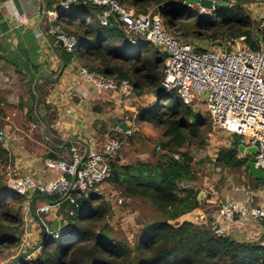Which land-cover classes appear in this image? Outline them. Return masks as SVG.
Masks as SVG:
<instances>
[{"label": "trees", "instance_id": "16d2710c", "mask_svg": "<svg viewBox=\"0 0 264 264\" xmlns=\"http://www.w3.org/2000/svg\"><path fill=\"white\" fill-rule=\"evenodd\" d=\"M45 2L50 9L57 3L52 0ZM118 2L131 8L136 15L152 11L158 13L165 31L182 43H212L246 36L251 50L258 52L257 39L261 36L264 40V29L260 31L237 3L218 8L211 20L209 13L212 12L202 13L196 6L183 7V0ZM102 12L103 9L96 5L79 2L65 12V18L64 14L56 15L50 21L54 28L74 38L76 45L71 52L61 46L56 34L46 33V36L55 45L63 65L73 61L77 67L102 79L112 80L117 86L128 81L131 95L152 98L151 103L137 112L136 122L161 131L157 146L162 153L153 152L152 162L127 165H117L112 158L111 176L105 182L117 188L124 199L146 202L156 215L141 223L142 228L138 230L134 243L130 244L116 238L109 228L106 218L112 206L98 192L75 197L77 207L68 199L61 201L62 197L45 198L58 204V215L66 222V231L59 237L56 233H48L35 256L24 258L19 263L264 264V232L260 240L238 241L225 233L216 234L211 229L209 217H202L205 215V200H197L200 191L192 186L196 178L191 152L207 146L214 130L210 118L185 104L176 92L160 91L164 68L160 48L127 32L115 16L109 18L108 26L103 27L98 19ZM195 49L203 52L197 46ZM40 91L39 88L28 91V116L43 128L45 124L49 131L50 123L35 111ZM42 105L41 100L39 107ZM240 143V138H235L230 148L219 149L214 163L230 170L245 169L249 158L237 159ZM6 156L7 151L1 148L0 143V160ZM49 156L51 160L57 159ZM34 195L41 197L37 193ZM30 199L34 197L20 194L0 183V264L11 263L21 253L19 247L25 238L23 229L27 209L38 222L39 242L44 237L46 224L41 221V214L33 208Z\"/></svg>", "mask_w": 264, "mask_h": 264}, {"label": "built area", "instance_id": "2783aa9c", "mask_svg": "<svg viewBox=\"0 0 264 264\" xmlns=\"http://www.w3.org/2000/svg\"><path fill=\"white\" fill-rule=\"evenodd\" d=\"M91 3L103 9L98 16L103 27L108 26L109 18L116 17L121 26L136 38L151 43L166 52L164 59L161 85L166 92H176L185 104L197 99L204 102L213 127L225 134L240 138V144L255 147L253 162L264 174V40L259 36L257 43L259 51L254 52L246 43V36L226 38L223 42L224 51H203L197 53L195 46L177 41L164 29L162 18L158 13L149 12L146 15H136L133 10L118 0H60L56 8L46 12L49 21L56 15H63L76 3ZM199 5H190L188 7ZM214 12L218 8H213ZM202 13L210 12L200 8ZM16 25L22 26L27 22L23 16H16ZM258 29H264V13L258 22ZM49 34H56L67 52H71L76 45L73 37L52 27ZM41 37V32H35ZM218 42L219 40H215ZM134 43V42H133ZM222 44V43H221ZM84 80L94 84L98 90L119 89L123 94L130 93L128 81H122L118 86L112 80L102 79L80 68ZM206 95L203 100L202 96ZM128 130L122 132L124 138L131 136L134 118L123 120ZM1 135V132H0ZM92 145V140L89 141ZM122 141L110 138L102 151L90 147L85 159H82L75 148L71 150V160H47L46 166L59 172L55 181L36 183L30 177H24L12 182L11 187L20 194L37 193L44 198L64 197L69 203L77 207L75 197L97 192V187L111 176L110 160L120 150ZM157 150L159 147L157 146ZM245 156H248L245 153ZM177 158V157H176ZM74 182L72 179L74 178ZM237 190V189H236ZM121 203V200H118ZM252 198L247 195L244 202L226 199L221 202L217 211L216 223L212 224V231L216 234L225 232L231 222L255 221L264 229V208L251 206ZM50 205L39 209L40 214L51 211ZM66 231L63 227L56 237ZM29 241L25 236L19 251ZM264 246V240L262 241Z\"/></svg>", "mask_w": 264, "mask_h": 264}, {"label": "crops", "instance_id": "0c3cea01", "mask_svg": "<svg viewBox=\"0 0 264 264\" xmlns=\"http://www.w3.org/2000/svg\"><path fill=\"white\" fill-rule=\"evenodd\" d=\"M55 2L58 3L59 1ZM57 3L52 4L50 9L45 0H0V108L5 113H0V132L3 135L2 122H14V114H11V110H14L20 101L23 102V111L26 110L28 113L27 104L30 99L28 91L29 89L35 91L39 88L43 104L51 106L54 117V119H50L46 114H42L49 123L54 120V140L47 139L50 148L48 154L57 158L54 160L69 162L72 148H75L78 155L83 159L90 147L95 149L98 146L97 150L101 152L110 138L122 141L118 136L123 137V133L114 126L116 121L123 122L126 117L134 118L131 131L132 134L136 132L138 129L135 123L137 110L130 103L133 100L131 93L123 94L119 89L98 90L94 84L83 79L80 68L76 66L75 62L72 61L68 65H63L55 50V45L46 36V33L53 26L45 15L46 12L54 10ZM235 3L239 4L250 19L258 25L264 13V0H237L230 6ZM16 16L25 17L27 22L22 26H17ZM35 32H41L42 36H36ZM40 76H46L50 80L58 79L55 82H50L40 78ZM45 85L51 87L48 91L50 92L48 99L42 92ZM18 117L21 118V115ZM51 122L53 124V121ZM111 134L114 135L111 137ZM90 140L94 143L93 145L89 143ZM225 146L230 148L232 141L227 142ZM23 156L28 158L25 170L28 173L22 174L18 180L30 177L36 183L42 184L58 179L59 172L48 168L45 164L51 158L38 159L36 154L33 156V154L26 152ZM246 158L249 157L246 156ZM31 168L36 170V173L29 174ZM244 170L246 171V169ZM248 177L251 178L249 175ZM251 179L253 180V178ZM257 186L255 183L250 189L235 186L222 194V200H219L220 198L217 196H210V198L204 196L206 209L205 215L202 217H209L214 224L222 201L231 199L244 202L247 195L252 198L251 206L263 209L264 185ZM27 194L41 201L36 208L37 212L47 205L45 198L37 197L33 192ZM34 199H30L32 204ZM51 207L49 213H54L51 218V221H54L53 225L49 224L47 225L49 227L46 225L44 227L47 228V234L48 231L57 234L65 227L66 222L56 214L59 208L58 204L54 202V206ZM27 211L24 217L23 233L29 237V241L24 249L19 251L21 253L35 247L39 243L40 237L35 232V226L38 222L31 217L30 210L27 209ZM49 213L41 215H48ZM263 232L264 229L259 223L245 221L231 222L226 226L224 233L238 241H257L260 240ZM31 242H34L33 246Z\"/></svg>", "mask_w": 264, "mask_h": 264}, {"label": "rangeland", "instance_id": "374dc122", "mask_svg": "<svg viewBox=\"0 0 264 264\" xmlns=\"http://www.w3.org/2000/svg\"><path fill=\"white\" fill-rule=\"evenodd\" d=\"M209 14L211 15L210 19L213 20L214 14ZM65 17L66 13L64 14V18ZM217 50H226L225 44L222 42L220 46L210 48V51ZM130 78L132 81L133 77L130 76ZM50 88L51 87L48 85H45L42 91L43 94L46 95V99H48V94H50V92H48ZM132 97L133 100H131L130 103L135 107L137 112L153 101L150 96L140 94H134ZM41 100L40 97V101ZM22 105L23 102L20 101L14 110H11V114H14V122L1 123V129L4 133L0 136V143L1 148L7 151V156L0 160V183L9 187H11L10 185L12 182H17L22 174L28 173L25 171L28 158L23 156L24 153H31L33 156L36 154L38 159L47 158L49 155L48 151L50 150L47 144V139L54 140V120H51L53 121V124L50 121V125L52 126L51 129L49 131L47 129L45 135H43V125L31 121L27 111H23L24 108H22ZM190 105L194 106V110L199 112L202 116H208L204 102L201 100L197 99ZM35 111H39L41 114H46L50 119H54L50 105L47 106L46 104L39 107L38 104L37 109L35 105ZM0 113L5 114L4 110L1 108ZM20 115L21 118L18 117ZM135 123L138 129L130 137L125 139L124 135L123 137L118 136L122 139V145L112 160L117 165L134 164L136 162H152L153 152L156 154L162 153L161 149L157 150L158 140L161 139V131L147 125L146 123ZM105 128L108 129L106 126ZM113 135L114 134H111L110 136L112 137ZM235 138L239 137L225 134L214 128L207 146L204 149H194L191 152L193 157L192 170L194 171L196 178L195 183H193L192 186L199 190L203 196L208 198H210V196H217L220 198L219 200H222V194L231 188L237 186L250 189L252 188V184L255 183L248 177L247 172L244 169L230 170L227 168H220L214 163L218 150L221 148H227L225 146L227 142L233 141ZM249 160H253V156H249ZM35 171L36 170L31 168L29 174H34L36 173ZM257 181H259L257 184L258 187L264 185V180ZM99 187L98 194H100L104 200L109 201L112 206L111 212L107 215L106 223L116 238L127 240L130 244H133L138 234V230L142 228L141 223L147 221L151 216L154 217L156 213H154L153 208L149 204L142 200L124 199L121 196L120 191L107 182L102 183V185L100 184ZM118 200H121V203H118ZM33 202V208L36 209L41 201H38L35 198ZM203 206H205V204ZM58 212L59 210L56 214H58ZM53 214L54 213L52 212L48 215H41V221L45 222L46 225H53L54 221H51ZM61 214L63 216V213ZM35 232L40 235L38 224L35 226ZM48 233L50 234L52 232L48 231ZM31 244L33 246L34 242H31ZM20 261H22V259ZM19 262L18 264H21Z\"/></svg>", "mask_w": 264, "mask_h": 264}, {"label": "water", "instance_id": "95a60500", "mask_svg": "<svg viewBox=\"0 0 264 264\" xmlns=\"http://www.w3.org/2000/svg\"><path fill=\"white\" fill-rule=\"evenodd\" d=\"M236 1L237 0H224V1H218V0L217 1H215V0H183L182 6L188 7L190 5H197L198 4L200 8L206 9V10L213 13L214 12L213 8L229 7L231 3H234ZM58 16L60 17L61 15H58ZM221 43H222L221 41H218V42L214 41L212 43H209L207 41H194L193 45L195 47L197 46V47L201 48L202 51H208V50H210V48H215V47L220 46ZM60 44H61V46H63L62 43H60ZM161 57L163 59H166V58H168V54L166 52H162ZM40 78H43V79L50 81V82H55L58 79V78H54L53 80H50V79H47L46 76H43V77L40 76ZM163 89L164 88L161 85L160 91H163ZM205 98H206V95H203L202 99L204 100ZM36 99H37L36 100V109H37V106L40 102V95L39 94H37ZM114 126L117 129L121 130V132H123V133L128 130V127H127L126 123H124V122L116 121L114 123ZM46 130H47V126L44 124V134L43 135H45ZM256 151H257V149L255 147L244 146L243 144H240L237 146V159H239V160L245 159L246 158L245 153H247L248 157L253 156L256 153ZM86 156H87V154L85 155V157L83 159H85ZM245 169H246L248 175L251 178H253L254 180H264V174L262 173V171L259 167L255 166V164L252 160H249L246 162ZM74 179H75V176L72 179L73 182H74ZM41 197H43V196H41ZM203 197H204L203 194L199 193L197 196V200L199 202H201L203 200ZM65 198H66V196H64L62 198V201L65 200ZM45 201H46V204H48L50 206H54V202H49L47 200H45ZM46 236H47V231L45 230L44 231V237L35 247L30 249L29 251L22 252V253L16 255L11 263H6V264H18V262L21 259L28 258V257L32 256L36 251H38L41 248Z\"/></svg>", "mask_w": 264, "mask_h": 264}]
</instances>
